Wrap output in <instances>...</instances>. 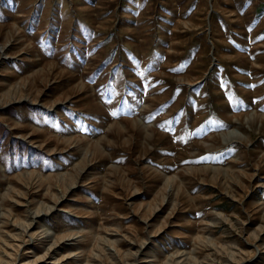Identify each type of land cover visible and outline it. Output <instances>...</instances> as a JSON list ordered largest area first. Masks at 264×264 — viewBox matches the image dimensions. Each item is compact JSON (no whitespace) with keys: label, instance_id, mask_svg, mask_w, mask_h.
<instances>
[{"label":"rangeland","instance_id":"374dc122","mask_svg":"<svg viewBox=\"0 0 264 264\" xmlns=\"http://www.w3.org/2000/svg\"><path fill=\"white\" fill-rule=\"evenodd\" d=\"M0 264H264V0H0Z\"/></svg>","mask_w":264,"mask_h":264}]
</instances>
